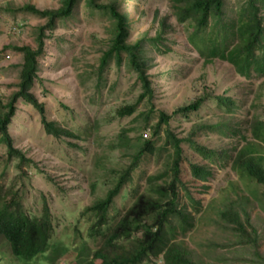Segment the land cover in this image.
<instances>
[{
  "label": "rangeland",
  "instance_id": "374dc122",
  "mask_svg": "<svg viewBox=\"0 0 264 264\" xmlns=\"http://www.w3.org/2000/svg\"><path fill=\"white\" fill-rule=\"evenodd\" d=\"M64 1L0 0V109L18 93L24 63L17 51H1L6 46L37 49L38 31L47 24V20L28 13L8 10L33 5L42 11H57ZM243 2L227 0L229 17L235 16L234 11ZM99 3L113 5L124 15L130 31L129 44L141 43L145 48L142 77L152 96L145 93L144 82L125 53L120 55L119 61L114 57L109 60L99 84L97 75L103 55L111 49L114 24L107 12L90 8L85 1L79 3L72 9V17L59 20L52 30L44 32L43 54L31 91L38 104L43 105L44 112L40 114L38 109L20 99L8 128L13 148L30 163L14 157L8 160V148L0 145V187L7 192H18L23 209L32 217H39L44 205H48L56 236L71 234L68 245L72 246L88 237L91 224L96 221L93 213H87V207L103 199L120 171L134 164L138 151L134 148L136 140L140 135L144 140L151 139L160 114L164 113L172 117L169 131L182 140L184 162L180 168L186 186L179 188V205L195 216L196 223L186 236L179 232L176 241L181 242L199 264L250 263V254L254 251L251 246L242 250L238 235L219 226L210 211L214 205L217 209L233 206L250 217L260 235L258 250L264 257V186L256 178H243L231 169L235 150L247 143L241 137L257 144L264 157V143L255 140L251 133L254 120L264 122V75L247 79L222 60L207 64L196 48V41L210 42L215 33L211 34L209 29L194 36L189 22L178 23L173 0H102ZM161 21L171 27L163 35L167 57L157 52L155 42ZM225 94L239 105L233 119L241 125L243 133L239 126L232 140L228 138L231 135L225 137L218 130L202 129L196 135L192 131L195 127L206 122L212 125L218 117L225 118L223 109L216 106L214 99ZM209 95L212 97L198 111L177 113L180 108ZM134 105L131 117H118L120 108ZM3 112L7 111L0 110ZM45 123L69 135L57 137L48 133ZM166 129L167 126L162 125L160 134L153 138L156 152L141 158L132 173L133 186L141 192L148 189L153 176H161L167 182L170 179L163 175L166 166L169 167L168 161L173 159L171 148L162 149L167 141ZM197 146L204 151L205 148L217 152L231 150L225 167L203 157ZM190 162L205 166L211 176L207 180L195 178L188 166ZM165 184L159 181V185ZM126 187L130 191L133 188L132 184L124 185L125 192L122 189L110 209L112 212L109 211L117 220L129 206L130 191ZM226 191L230 195L225 194ZM225 196L230 201L221 206ZM101 241L100 238L90 239L88 245L95 249ZM1 250L7 253L0 256V263L15 264L11 252ZM91 256L92 253L87 252L86 259Z\"/></svg>",
  "mask_w": 264,
  "mask_h": 264
},
{
  "label": "trees",
  "instance_id": "16d2710c",
  "mask_svg": "<svg viewBox=\"0 0 264 264\" xmlns=\"http://www.w3.org/2000/svg\"><path fill=\"white\" fill-rule=\"evenodd\" d=\"M83 1L90 8L107 12L114 24L111 49L101 59L97 75L100 77L99 84H101L103 77L102 71L109 60L114 57L119 61L120 55L125 53L128 55L133 68L139 73L140 80L144 82L145 93L149 94L150 97L152 96V92L147 88L148 84L142 77L146 55L145 48L141 43L129 44L130 31L127 19L118 13L113 5L99 3L102 0H65L62 8L57 11H42L33 5L9 9L8 12L10 13L24 12L41 20H47V24L40 27L38 31L37 49H32L29 46H6L1 51H17L23 56L24 62L21 68L18 93L14 95L8 105L0 109L7 111L0 113V145L8 148V160L14 157L21 162L30 163L21 157L19 151L13 148V141L8 128L16 114L15 104L20 99L38 109L40 114L44 112L43 105L38 104L31 93L38 76L39 58L43 54L44 32L52 30L59 20L72 17V9ZM226 2L227 0H173V8L176 11L175 16L178 23L189 22L194 28V36H198L196 35L198 33L204 34L209 29L212 30L211 34L215 33V37L210 42H206L205 39L195 40L197 42L196 48L207 61V64H212L215 60H222L233 66L237 74L247 79L264 75V0H244L234 11L235 16L233 18L229 17ZM5 10L7 12V9ZM159 26L155 37V42L158 44L157 52L167 57L166 50L168 49L163 44L165 43L163 42V35L171 27L164 21H161ZM210 97L212 95L182 107L177 113L198 111ZM214 99H216V106L223 109L225 118L218 117L216 123L209 125L206 122L195 127L192 131L199 135L202 129L218 130L224 133L225 137L231 135L233 138L235 129L240 126L239 129L243 133L241 125L234 121L235 118L233 119L239 106L235 100L227 97L226 94ZM135 106L120 108L117 111L118 117H131L134 114ZM171 118L161 113L160 121L152 132V138L144 140L142 135L139 136L134 145V148H138L134 156V164L120 171L115 184L103 199L87 207V213H93L96 221L91 224L88 237L81 239L72 246L68 245L71 234L56 236V227L53 226L48 205H44L39 217H32L23 209L21 196L18 192H7L0 187V256H4L5 252L7 253L5 249H7L15 260L23 263L35 262V264H59L64 259L69 264H76L77 261L84 264H199L194 261L189 250L181 242L176 241L179 232L181 236H186L188 232L193 230L196 223L195 216L185 209V206L179 205L178 191L181 185H185L182 182V169L180 168L184 162V154L181 149L182 140L169 131ZM162 125L168 128L166 129L167 141L162 149L171 148L173 153V159L167 163L169 167L166 166V173L163 172V175L170 179L167 182L166 179H161V176H153L149 179L148 189L146 188L141 192L133 186L132 173L136 171L138 161L141 158L156 152L153 138L160 134ZM45 126L48 133L57 137L62 134L69 135L66 131L62 132L55 128L51 123H45ZM251 133L255 140L264 143V122L254 120L251 125ZM70 136L73 135L70 134ZM144 136L148 137L147 135ZM242 138L247 143L241 149L235 150L231 169L237 171L243 178H256L264 186V157L261 151L257 149V144ZM197 150L202 152V156L206 159L213 160V157L221 159L219 155L213 151H208L207 148L204 151L197 146ZM224 152L227 153L228 157L231 150H224ZM188 166H190V171L195 178L207 180L211 176L205 166L193 165L192 162ZM159 181L166 184L159 185ZM131 184L133 187L131 191L129 187H126L130 191L129 206L123 217L117 220L115 215H109V211L123 192V186H130ZM225 194L230 195V192L226 191ZM224 201L225 203L222 202L221 206L230 201L229 197L225 196ZM195 204L199 205V202H195ZM223 208L217 209L215 205L210 207L212 216L217 218V224L219 223V226L232 230L235 235H238L241 240L239 246L242 250L251 246L254 251L250 254L251 259L248 264H264V257L258 250L260 235L257 229L253 227L250 217L247 214H242L233 206ZM241 215L245 216L244 219ZM110 221H113V224L110 225ZM98 238L102 240L100 244L95 249H90L88 241ZM1 249H4L5 252ZM87 252L92 253L89 261L86 259ZM237 262L241 264L240 261Z\"/></svg>",
  "mask_w": 264,
  "mask_h": 264
},
{
  "label": "clouds",
  "instance_id": "9594fccd",
  "mask_svg": "<svg viewBox=\"0 0 264 264\" xmlns=\"http://www.w3.org/2000/svg\"><path fill=\"white\" fill-rule=\"evenodd\" d=\"M228 138H229L230 140H232V139H231L232 137L229 136ZM213 152H215L217 155H219V156L221 157L220 160L217 159V158H215V157H213V160L222 163V165L225 167V163H226L227 158H228V157H227V153H225L224 150H223L222 152H217V151H213ZM228 156H229V155H228ZM89 260H91V258L88 259L87 261H89ZM63 261H64V264H67V262H66L65 259H64ZM15 264H35V262L23 263V262H21V261H19V260L16 259ZM76 264H84V263H80L79 261H77Z\"/></svg>",
  "mask_w": 264,
  "mask_h": 264
}]
</instances>
